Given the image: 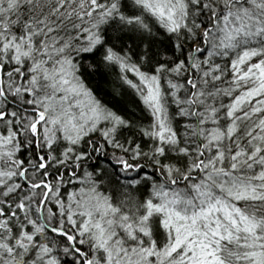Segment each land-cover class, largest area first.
Here are the masks:
<instances>
[{"label":"trees","instance_id":"16d2710c","mask_svg":"<svg viewBox=\"0 0 264 264\" xmlns=\"http://www.w3.org/2000/svg\"><path fill=\"white\" fill-rule=\"evenodd\" d=\"M178 1L182 20L169 28L141 0H0V113L6 115L0 114V134L10 139L4 148L10 155L0 162L14 186H0V264H116L93 229L82 228L77 213L90 196L125 218L132 239L152 251L147 264H180L179 250L162 255L169 230L150 202L162 184L190 197L189 182L201 163L219 160L209 155L213 151L221 153L224 168L234 155L249 154L264 109L247 114L244 105L234 132L221 141L212 143L207 134L213 126L225 128L231 102L251 86L237 80L233 62L250 48L261 52L240 69L264 61V0ZM243 10L259 34L209 41L225 14ZM8 43L21 45L24 54L14 56ZM58 60L69 63L92 101L112 116L70 150L60 137L46 148L30 129L41 97L39 69L52 70ZM137 73L158 78L167 139L155 132ZM258 156L264 161V141ZM245 169L254 174L264 166L243 163ZM236 205L264 224V197ZM245 245L241 236L223 240L219 257L225 264H254Z\"/></svg>","mask_w":264,"mask_h":264},{"label":"rangeland","instance_id":"374dc122","mask_svg":"<svg viewBox=\"0 0 264 264\" xmlns=\"http://www.w3.org/2000/svg\"><path fill=\"white\" fill-rule=\"evenodd\" d=\"M141 1L169 28L177 26L182 20L183 13L178 0ZM249 17V12L245 10L225 14L218 21L214 34H210L209 41L211 42L212 37L217 35L221 38L220 41L231 43L239 33L245 37L259 34L260 27L249 25ZM7 45L14 56L24 54L21 45L14 43ZM260 52L259 48L244 50L233 62L237 80L251 81V86L231 102L227 113L231 120L225 128L223 130L216 126L211 128L207 137L212 143L221 141L223 137H228L234 132L237 112L244 105H248L247 114L264 109V61L253 67L240 69L243 62ZM52 66V70H48V66L39 69L42 76L37 86L41 97L37 103V121L30 129L36 137H41L46 148L50 147L56 137H60L65 140L67 149L70 150V146L82 135L105 120L111 121L112 116L92 101L74 77L67 61L58 60ZM137 75L144 90L142 98L156 119L155 132L160 138L167 139L170 136V129L162 116L158 78L146 77L140 73ZM0 114L2 118L6 117L4 113ZM11 118H6V121H10ZM255 127L257 129L252 135L255 141L246 157H243V153H238L233 156L229 166L224 168L218 150L209 154L219 160L208 159L201 163L198 175L189 182L190 197L185 196L186 190L176 191L166 188L164 184L154 192L150 206L164 216L169 230V243L162 252L163 256L168 257L179 250L176 260L180 264H225L219 257L222 241L241 236L246 242L245 248L249 250V255L256 259L254 264H264V224H259L258 221L244 215L236 205V202L242 199L264 197V169L262 171L255 169L254 174H249L250 171L247 169L241 171L243 163L248 166L256 164L264 166V161L258 156L260 142L264 141V111ZM9 143V136L0 134V159L8 153H5L4 148ZM213 146L212 144L211 147ZM121 163L124 168L129 167L126 161ZM4 164L10 165L7 162ZM11 179L12 173L5 170L0 162V186L9 185L10 188H14ZM44 187L45 190H50L47 184ZM77 194L76 192L70 194L69 198L73 205L77 200ZM83 206L77 213L84 220L82 228L93 229L99 248L105 253L107 260H115L116 264H147V258L152 251L149 248H142L132 239L133 231L127 227L125 218L116 215L113 208L95 196L85 198ZM141 220H144V217Z\"/></svg>","mask_w":264,"mask_h":264}]
</instances>
